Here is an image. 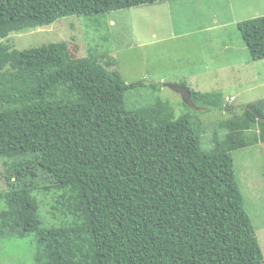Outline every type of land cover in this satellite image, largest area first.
I'll list each match as a JSON object with an SVG mask.
<instances>
[{"label":"trees","instance_id":"1","mask_svg":"<svg viewBox=\"0 0 264 264\" xmlns=\"http://www.w3.org/2000/svg\"><path fill=\"white\" fill-rule=\"evenodd\" d=\"M163 1L0 0V40L66 17ZM237 29L250 61H264V17ZM4 42L0 157L15 161L21 183L0 193V240L33 235L35 264H263L231 155L264 143L263 102L248 106L256 113L247 108L218 122L212 149L203 151L200 125L174 110L227 111L220 91L179 83L166 87L179 103L158 96L156 106L127 108L128 91L147 86L158 95L161 84L128 85L109 55L73 59L65 43L17 51ZM35 169L55 189L49 227ZM146 172L157 176L151 187Z\"/></svg>","mask_w":264,"mask_h":264},{"label":"rangeland","instance_id":"2","mask_svg":"<svg viewBox=\"0 0 264 264\" xmlns=\"http://www.w3.org/2000/svg\"><path fill=\"white\" fill-rule=\"evenodd\" d=\"M188 12H205V22L189 17ZM234 12L242 13V16L238 15L241 19L264 17V0H165L157 6L151 4L106 14L66 17L33 31L10 34L5 42H0L17 51L65 43L73 59L109 55L116 61L117 70L128 85L142 80L161 84L158 95L147 86L128 91L125 94L127 108L156 106L158 96L179 103L181 95L166 88L179 83H186L201 93L220 91L226 102L233 106L227 111L195 113L182 106L181 111L174 110L175 118L188 115L194 127H201V148L209 151L213 147L211 132L215 131L218 122L240 115L250 104H264V61L251 62L247 51L244 54L235 49L242 42L237 29V23L242 20H236ZM209 15L227 21L234 18L237 23L221 28L211 25L219 31L205 33L202 24L208 23ZM153 33L164 39L163 43L146 44ZM244 61L249 69L241 68ZM221 63L226 65L220 67ZM231 155L244 208L264 257V143L236 150ZM14 163V160L0 157V193L21 183L15 179ZM155 179L157 181L155 172L144 174L150 187ZM33 181L43 224L49 227L50 215L45 210L49 208L50 196L55 190L53 182L36 169ZM4 207L0 202V209ZM32 241L33 235L23 240H0V264H35Z\"/></svg>","mask_w":264,"mask_h":264},{"label":"crops","instance_id":"3","mask_svg":"<svg viewBox=\"0 0 264 264\" xmlns=\"http://www.w3.org/2000/svg\"><path fill=\"white\" fill-rule=\"evenodd\" d=\"M193 1V0H192ZM249 10H250V8H248ZM233 11H235V9H233ZM249 12H251V11H249ZM249 12H247V13H249ZM252 12H255V11H252ZM235 13V12H234ZM247 13H245V14H247ZM235 17V19L237 20V19H239V20H242V21H245V20H249V19H254V18H258L259 16H256V17H250L249 19H241V18H239L238 17V15H240V16H242V13H239V14H233ZM188 16L189 17H197V18H199V19H203L204 21L203 22H205V16H206V14H205V12H203V13H201V14H199L198 12H188ZM230 16H232V15H230ZM260 16H263V15H260ZM234 18H232V20L231 21H227V20H219L218 19V17L216 16V15H209L208 17H207V19L209 20L208 21V23L207 24H205V23H203L202 25L204 26V30H203V32H214V31H219V30H217V29H214V28H212V26L211 25H215L216 27H219V28H221V27H225L227 24H231V23H237V21L234 19ZM164 39H159L158 38V36L156 35V33H153L152 34V36H151V38L149 39V41L146 43V44H149V43H151V45H155V44H158V43H163L162 41H163ZM243 43V41L239 44H237V46L235 47V49L237 50V51H239V52H241V53H244L245 54V51H247L246 50V47H245V45H244V43ZM229 52V50H227V49H224V52ZM233 51V50H232ZM250 63V62H249ZM224 65H226V64H223V63H221L219 66L220 67H222V66H224ZM248 64H246L245 63V61L243 62V63H241V68L243 69V70H246L249 66H247ZM249 69V68H248ZM238 74H240V72H237ZM251 75V74H250ZM171 87V86H170ZM172 89V88H171ZM232 106V105H231ZM233 107V106H232Z\"/></svg>","mask_w":264,"mask_h":264},{"label":"water","instance_id":"4","mask_svg":"<svg viewBox=\"0 0 264 264\" xmlns=\"http://www.w3.org/2000/svg\"><path fill=\"white\" fill-rule=\"evenodd\" d=\"M179 92H180V93L184 92V94H185V97H184V98H186V102H188L189 99H190V95H189V93L186 92L185 90H184V91H183V90H180ZM248 109L251 110L252 112H255V110L252 109V108H248ZM255 113H256V112H255Z\"/></svg>","mask_w":264,"mask_h":264},{"label":"flooded vegetation","instance_id":"5","mask_svg":"<svg viewBox=\"0 0 264 264\" xmlns=\"http://www.w3.org/2000/svg\"><path fill=\"white\" fill-rule=\"evenodd\" d=\"M181 94H182V96H183V97H185V94H184V92H182Z\"/></svg>","mask_w":264,"mask_h":264}]
</instances>
